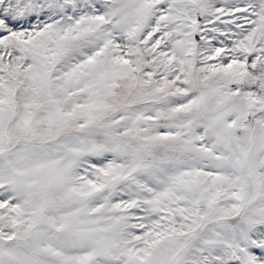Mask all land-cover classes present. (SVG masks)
I'll return each instance as SVG.
<instances>
[{
  "label": "snow or ice",
  "instance_id": "snow-or-ice-1",
  "mask_svg": "<svg viewBox=\"0 0 264 264\" xmlns=\"http://www.w3.org/2000/svg\"><path fill=\"white\" fill-rule=\"evenodd\" d=\"M0 264H264V0H0Z\"/></svg>",
  "mask_w": 264,
  "mask_h": 264
}]
</instances>
